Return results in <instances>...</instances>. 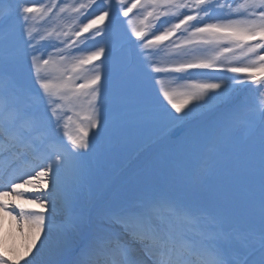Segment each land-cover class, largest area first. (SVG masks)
Here are the masks:
<instances>
[{
  "label": "snow or ice",
  "instance_id": "6c2138e0",
  "mask_svg": "<svg viewBox=\"0 0 264 264\" xmlns=\"http://www.w3.org/2000/svg\"><path fill=\"white\" fill-rule=\"evenodd\" d=\"M121 16L169 134L193 137L209 163L179 188L137 182L134 201L103 188L85 201L107 126L94 62L109 51L94 41ZM165 41L179 59L160 67L151 57ZM124 83L123 103L139 104L135 80ZM9 217L19 240L4 231L0 264H264V0H0V229Z\"/></svg>",
  "mask_w": 264,
  "mask_h": 264
},
{
  "label": "rangeland",
  "instance_id": "374dc122",
  "mask_svg": "<svg viewBox=\"0 0 264 264\" xmlns=\"http://www.w3.org/2000/svg\"><path fill=\"white\" fill-rule=\"evenodd\" d=\"M62 2H68V0H62ZM76 2H79V0H76ZM81 19L83 20V17ZM127 19V17L121 16L119 22L108 25L106 35L100 38L95 37L94 41L96 47H108L110 53L107 59L101 56L99 60L94 62L99 65L102 79H104V91L107 99L102 100L100 106L101 112L107 120V126L95 138V147L88 156L92 168V179L83 192L85 201L94 198L102 188L109 191L115 180L117 182L112 192H120L127 197L129 202L145 194L142 190L134 187L137 182L179 188L187 184L198 169L209 163L206 156L207 149L197 147L191 136L183 139L178 137L179 139L176 138L171 142L161 143L169 134L173 120L157 108L156 89L159 86H154V80L144 75L147 66L142 63V57L138 55V46L134 45V62L132 65L127 68L121 66L126 62V57L124 52H120L117 45L122 44L121 47L124 48L127 43H130ZM163 19L165 18L161 17V20ZM65 22L70 21L65 19ZM105 23L107 24L108 21L106 20ZM50 26L51 24L37 25L41 29ZM164 27H167V25L165 24ZM131 39L135 40L136 38L132 36ZM87 43L89 45L88 50H95V47L92 46L93 41L90 40ZM57 46L63 47L60 44ZM81 47L83 48L84 45H81ZM169 47V42L165 41L164 45H161L162 50L151 57L158 66L166 67L169 61L179 59V57L169 53ZM51 50V48H48V51ZM115 50H117V53H114ZM65 55L69 56V60H71L72 56L80 55V53L76 49H71ZM116 64L119 69H115ZM86 67L90 68L91 66ZM147 71H151V69H147ZM23 72L25 78H27V65L24 66ZM153 75L156 79L161 78L159 75ZM128 76L136 82L135 95L139 97L140 101L139 104L132 106H126L123 103V98L132 94L124 83L125 78ZM164 79L167 84L171 77L166 76ZM81 82L83 81H77V83ZM177 83H182V81ZM175 86V83L171 84V87ZM77 110L74 104L64 105L66 115H72L74 119V113ZM172 111L174 112V109ZM218 111L220 110L218 109L215 112ZM215 112H212L213 114L204 121L199 122L192 130L200 129L212 118ZM199 114L201 112L196 111L191 118ZM25 187L30 188L27 185ZM24 199L33 200L35 194L30 192L25 195ZM38 205L39 202L37 201L36 205L28 204L26 206L38 208ZM11 232L16 235L15 240L18 242L19 238L15 228ZM21 264H23V261H21Z\"/></svg>",
  "mask_w": 264,
  "mask_h": 264
},
{
  "label": "bare ground",
  "instance_id": "6f19581e",
  "mask_svg": "<svg viewBox=\"0 0 264 264\" xmlns=\"http://www.w3.org/2000/svg\"><path fill=\"white\" fill-rule=\"evenodd\" d=\"M28 193H30V192H28ZM28 193H26V194H28ZM23 200H25V199L23 198ZM14 226H15L14 221H12L10 217L5 218L4 223H3V228L0 229L1 237L3 236L5 230H9V229L14 230V228H15ZM14 239H16V235L14 233L10 232L9 242H12ZM37 243L39 244V242H37ZM33 251H35V249Z\"/></svg>",
  "mask_w": 264,
  "mask_h": 264
}]
</instances>
